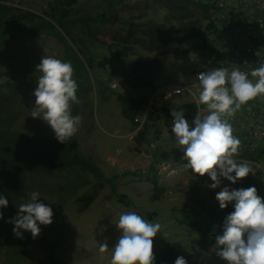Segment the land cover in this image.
<instances>
[{
    "label": "rangeland",
    "instance_id": "374dc122",
    "mask_svg": "<svg viewBox=\"0 0 264 264\" xmlns=\"http://www.w3.org/2000/svg\"><path fill=\"white\" fill-rule=\"evenodd\" d=\"M76 1L72 9L74 17L101 15L105 10L102 0ZM198 1L200 0H194L196 4L193 2L192 11L181 14L182 19L199 17L196 10ZM9 4L38 15H42L53 6L52 0H9ZM123 6V9H117L115 14L117 19L141 13L143 17L138 21L140 23L148 20L160 22L164 14V11L154 8L149 0H133L125 2ZM134 6H137V9ZM143 7H146L144 11L141 9ZM168 30L174 39L180 36L176 24H169ZM95 31L99 42L109 43L115 32V26L104 24L96 26ZM70 47L74 49V56L79 61L76 80L79 82V79H83L85 86L84 84L81 86L87 87L86 95L79 98L81 103L73 105V115H80L83 118L79 131L73 139L79 151L90 158L105 177L116 176L115 192L128 197L129 204L118 203L112 196L109 186L104 184L88 208L78 213L75 199L95 183L93 176L82 172L74 175L61 174L57 175L54 182L34 174L32 180L27 179L24 182L25 198L20 196V204L17 202L16 205L14 202L3 209L4 218L0 220V264H110L112 247L120 234L115 224L120 214L127 211H135L147 221L159 222L162 225L161 233H158L153 241L154 252L168 243L173 248H177L180 255L187 256L190 247L194 245L192 240L196 236L187 235V230L176 224L179 217L178 210L183 206H192L202 214L204 223L218 227V219L215 215L224 219L227 216L215 199L216 192L220 191V188L210 189L208 185L212 181L209 177L197 179L191 175V170L185 169L184 165L180 164L183 153L175 149L174 136L167 123L169 114L160 116L156 122L148 123V128L156 129L155 136L149 134L148 145L136 146L132 140L135 135L133 131L136 129H132V126L120 117V108L115 102V95L120 94L131 99L145 98V106L136 116L139 125L151 107L172 106L168 101L164 105L157 91L151 93L147 92L149 90L146 88H127L119 79L111 77L110 69H117L119 65L98 43L88 42L91 59L83 54L80 56L73 45L70 44ZM4 54L5 58L0 56V77L8 76L10 80L0 83V127L21 131L34 137L55 136L42 119L31 117L35 99L32 93L40 75L36 71V65L44 55L65 62L62 45L46 35L23 37ZM85 59H90L87 60L88 66L84 63ZM128 59H159L162 67L154 76L159 88L171 84L191 85L193 73L219 67L213 53L197 48L194 40L173 42L157 50L155 54L135 47ZM84 88H79V94L85 92ZM191 90L193 94L186 95L178 104L183 102L196 104L199 85L192 87ZM202 109L203 106H200L198 111L204 115ZM156 147L160 153L168 154L167 160L170 165L178 166L180 176L182 169L187 172L184 171L185 175L182 173L179 180L161 182L168 188L167 196H171V199H167L162 206L170 210L159 216L160 210L157 218L156 216L147 218L145 211H155L158 207V203L149 197L151 185L146 183L144 177L149 165L147 168L145 166L151 160ZM158 162L165 163V160L160 159ZM143 169L144 173L141 171ZM69 181H73L72 187L68 186ZM191 182L196 184L195 190L189 188ZM223 186L238 189L225 181L222 182L221 187ZM9 187L10 191L15 192L12 181ZM132 189L140 194V198L133 197ZM33 191L39 192L40 199L52 207L55 226H41V234L35 240L29 232L23 233L24 239H18L13 234V225L5 221L17 214L18 207L28 201ZM219 231L222 232V226ZM104 242L108 243L109 250L102 254L99 252V245ZM214 253L215 243L208 251L200 254L195 264H225Z\"/></svg>",
    "mask_w": 264,
    "mask_h": 264
},
{
    "label": "trees",
    "instance_id": "16d2710c",
    "mask_svg": "<svg viewBox=\"0 0 264 264\" xmlns=\"http://www.w3.org/2000/svg\"><path fill=\"white\" fill-rule=\"evenodd\" d=\"M130 1L133 0H102L105 4V10L101 15L74 17L72 16V9L76 5V0H52L53 6L42 15L16 8L9 4V0H0V56L4 57V53L10 50L20 38L46 35L62 45L65 62H71L74 68V78L77 79L79 61L74 56V49L70 47V44L74 46L75 50L77 49L80 56L83 54L91 59L92 55L88 42L98 43L119 65L117 69H110L109 75L111 77L119 79L127 88H146L151 93L156 92L159 88L154 81V76L160 71L162 63L159 59H128L133 48L137 47L144 52L153 53L173 42L182 43L194 40L197 48L208 50L214 56L216 44L214 34L217 28L210 21L213 7L211 0L198 1L196 10L199 17L197 19L184 20L181 18L182 13L192 11L194 0H149L154 8L164 11L160 22L148 20L140 23L138 21L143 17L141 13L117 19L115 15L117 9H123L124 3ZM134 8L137 9V6ZM141 9L144 11L146 7ZM171 23L177 25V32L180 34L176 39L168 30V25ZM104 24L115 26V32L109 43L97 40L95 27ZM90 59L83 60L87 66L89 65L87 60ZM215 62H219L218 56L215 57ZM81 84L85 86L83 79H79L78 85L79 88H84ZM86 88H84L83 94H79L80 89L78 90V98L86 95ZM115 102L119 105L120 117L128 122L132 129H136L132 138L136 146L148 145V123L156 122L160 116L172 111L163 106L151 107L139 125L136 116L144 108L145 98L131 99L117 94L115 95ZM174 110H182L186 119L192 121L198 108L193 102H183L178 104ZM167 157V153H160L156 147L152 162L147 168V175L152 179H145L151 185L150 199L152 201H158L164 192L155 178V165L160 159L169 161ZM185 163L184 160L180 161L182 165ZM77 172L87 173L95 178V183L75 199L78 204V213L88 208L104 184L109 186L112 196L118 203L129 204L128 197L115 192L116 176L105 177L96 164L79 151L73 138L66 144H62L55 139V136L34 137L21 131L0 127V194L8 199V207L14 202L16 205L17 202L20 204V196L25 198V194H23L25 193L23 190L24 182L27 179L32 180V175L35 174L40 178L45 177V180L55 182L57 175H74ZM40 178L36 177V179ZM11 181L15 185V192L10 191L9 184ZM69 182L68 186L72 187L73 181ZM225 182L232 185L226 180ZM248 182L250 179L247 177L244 182L240 181L233 186L238 189L255 186ZM196 187L195 183L189 184V188L192 190H195ZM12 200L13 202H11ZM232 210V205L223 209L225 215H228ZM7 212L10 211L7 210ZM178 213L179 217L176 224L185 228L187 235H195L197 241L190 247L187 256L180 255L171 245L165 243L154 252L156 264H172L178 256L185 257L188 264H195L200 254L208 251L214 244L215 235L220 234L219 229L223 226V217L215 215L218 219V227H214L212 224L204 223L202 214L192 206H183L178 210ZM155 215V213H145L147 218ZM51 226H55V224L53 223ZM209 231L214 232L213 238L207 237Z\"/></svg>",
    "mask_w": 264,
    "mask_h": 264
},
{
    "label": "clouds",
    "instance_id": "9594fccd",
    "mask_svg": "<svg viewBox=\"0 0 264 264\" xmlns=\"http://www.w3.org/2000/svg\"><path fill=\"white\" fill-rule=\"evenodd\" d=\"M36 71L40 75L32 93L35 99L31 117L42 119L55 139L66 144L78 133L83 119L72 112L73 105L81 103L74 68L71 62L44 55ZM196 79V104L198 108L203 106L205 114L198 111L189 122L182 110L171 111L175 149L183 153L184 168L191 170L192 176H207L212 181L210 189L220 188L215 196L219 208L232 205L234 209L225 217L222 232L214 237L215 256L225 264H264V197L258 195L255 186L221 187L225 180L235 185L256 175L249 161L237 159L241 140L234 135L230 120L250 101L264 97V62L250 72L239 67H215L198 72ZM7 80L8 76L0 77V83ZM181 91L177 89L178 94ZM8 204V199L0 194V220ZM53 218L52 207L40 199L39 192L33 191L28 201L18 207L17 214L5 222L13 225L16 238L24 239L23 233L29 232L35 240L41 234V226L51 225ZM115 228L120 234L112 247L110 264H156L153 241L161 233L159 222H149L135 211H127L120 214ZM108 250L107 242L100 243V253ZM174 264L188 261L178 256Z\"/></svg>",
    "mask_w": 264,
    "mask_h": 264
},
{
    "label": "built area",
    "instance_id": "2783aa9c",
    "mask_svg": "<svg viewBox=\"0 0 264 264\" xmlns=\"http://www.w3.org/2000/svg\"><path fill=\"white\" fill-rule=\"evenodd\" d=\"M211 4L210 21L217 28L214 34V59L218 56L219 62L216 63L219 67L230 70L239 67L242 71L250 72L264 62V0H211ZM197 73L192 74L191 85H164L157 90L162 104L168 101L172 105H165V108L172 110L180 99L193 94L191 88L199 85ZM177 89L182 91L178 94ZM170 113L167 116L169 130L172 122ZM230 123L234 135L241 140L237 159L249 161L256 173L255 176H248V183L254 184L258 195L264 197V97H257L242 107ZM214 235L213 231L207 233L208 238Z\"/></svg>",
    "mask_w": 264,
    "mask_h": 264
},
{
    "label": "crops",
    "instance_id": "0c3cea01",
    "mask_svg": "<svg viewBox=\"0 0 264 264\" xmlns=\"http://www.w3.org/2000/svg\"><path fill=\"white\" fill-rule=\"evenodd\" d=\"M153 53L155 54L156 51L153 52ZM153 53H150V54H153ZM155 83H156V81H155ZM159 89L160 88H158V90ZM147 92H150V91H147ZM155 130L156 129L151 130L150 127L149 128L147 127V138H149V134H151L154 137L155 136L154 135L155 134ZM133 132L135 134L136 133V130L133 131ZM150 161L152 162V156H151V160ZM150 161L146 164V166H145L146 168L150 164ZM177 167L175 165H170V163H168V161H165V163H163V162L162 163H159L158 162L157 165H155V168H156V175H155L156 177L155 178L157 179L159 186L164 188V192L161 195L160 199L158 201H155V202L158 203L157 209L155 211H148V212L145 211V213H155L156 214L155 215L156 216L155 218H157L158 217V211L161 210V214H159V216H162V215L166 214L167 212H169L170 209L167 210L166 208H164L162 206V204L165 203V201L167 199H171V196H167L168 195L167 194L168 193V188L166 186H164L161 182H167V183H169V181H174L175 179L179 180L180 177L182 176V173H184V175H185V172L184 171L187 172V170L182 169V173H181V176H180V174H179V171L180 170H178ZM141 171L144 173V169L141 170ZM146 172H147V170H146ZM147 174H148V172L145 173L144 177L147 178V179H150L151 177L150 176L148 177ZM147 179H146V181H147L146 183L150 184ZM193 182H195V181H193ZM176 183H178V181ZM182 183H184V182H182ZM176 194H177V192L175 191V195ZM132 195H133V197H136L137 199L140 198V194L136 193V190H134V189H132ZM196 241H197V237L192 240V244H194ZM175 249H176V252H177L178 251L177 248H175Z\"/></svg>",
    "mask_w": 264,
    "mask_h": 264
}]
</instances>
